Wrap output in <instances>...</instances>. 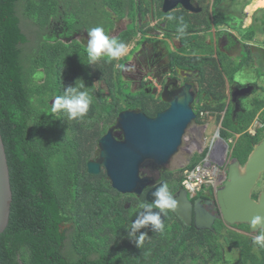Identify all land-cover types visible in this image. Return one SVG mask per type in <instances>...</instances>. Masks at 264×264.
I'll list each match as a JSON object with an SVG mask.
<instances>
[{"label":"trees","instance_id":"1","mask_svg":"<svg viewBox=\"0 0 264 264\" xmlns=\"http://www.w3.org/2000/svg\"><path fill=\"white\" fill-rule=\"evenodd\" d=\"M135 2L140 0H0V131L13 190L9 223L0 234L2 264H191L198 259L201 246L217 244L214 232L210 237H192L186 224L170 215L159 232L142 226L131 236L133 210L124 206L126 195L112 187L105 170L89 174L75 161L69 128L75 129L80 119L51 112V99L63 90L60 73L71 76L75 86L86 77L80 63L72 64L75 48L67 49L71 54L61 52L46 39L53 21L66 13L85 20L91 28L105 27L107 33L103 19L109 20L113 12L122 15L125 10L121 5ZM220 18L216 15L218 21ZM244 56L228 70L229 80L233 81L237 70L250 60V54ZM215 69L221 80L217 91L223 109L225 95L220 87L225 79L217 64ZM37 71L44 75L34 81ZM84 89L90 95V88ZM100 99L92 98L87 116L101 115L97 110L103 109ZM114 107L121 110L124 106L117 103ZM203 109L205 106L199 107V111ZM261 109L264 123L262 98L255 97L250 106H243L237 119H232L229 108L228 124L235 132L245 131ZM262 131L264 126L255 135L246 132L237 141L236 151L246 155L261 141ZM204 157L195 155L188 165L194 166ZM140 234L146 236L138 247ZM249 258L253 264H264V249L261 254L247 252L243 263Z\"/></svg>","mask_w":264,"mask_h":264},{"label":"flooded vegetation","instance_id":"2","mask_svg":"<svg viewBox=\"0 0 264 264\" xmlns=\"http://www.w3.org/2000/svg\"><path fill=\"white\" fill-rule=\"evenodd\" d=\"M163 1L164 0H149V2H139V4H136L137 13L132 12L128 8L130 3H126L121 5L122 9L125 10L122 15L113 12L111 18L109 17L110 21L103 19L107 34L112 38H117V40L121 39V41L125 38L123 43L127 46L126 53L118 59L117 65H115V60L105 58L108 60L105 64L109 67H105L103 70H100V61L92 63L86 61V59L88 60L86 52L87 40L89 38L88 30L91 29V26H88L85 20L82 21L80 18H70L62 15L64 18L54 20L45 35L47 40L54 43L57 48L62 49L61 52H68L70 54L71 52L67 49H73L74 47L72 44L77 41L78 43L75 47L74 55L71 54L72 60H74L72 64H74L75 61L80 63L85 71L87 82L91 88L90 96L92 98H102L107 95L108 104L111 103L113 107L114 104L117 103L124 106L121 110H117L114 107V116L109 113L104 114L107 119L104 122L106 125H101L103 119L97 120L87 116L85 120H80L79 123L81 124H78L75 129L69 128L70 133L73 134V144L70 148L74 152L75 161H79L81 170L87 171V164L90 160H100V139L109 131H111V135L115 140L124 139V132L121 127L118 126L120 112L124 110H133L135 112H142L149 117H155L159 112L165 110L169 106V100L180 90V87L186 83H191L193 85L192 89L196 94L194 108L197 103H199V107L205 106L204 116L201 117L199 113H197V118L187 128L182 145L179 149L184 154L190 155V158L184 162L182 160L181 162H175L173 157L170 162L165 165H147L143 167L141 169V175L148 176L149 179L148 185L141 195L123 193L126 195L124 199L125 208H132L133 212H137V214L133 215L131 218L132 222L143 208L140 206L141 203L153 204V207H155L154 203L146 201V192L148 189L163 182L168 186V190L173 196L177 190L183 187L180 169L186 164H189L193 156L205 154L203 159L209 157L211 162H216L217 159L216 152L211 151L210 144L207 143L206 132L208 127L205 120L214 117L215 113L219 112V110L217 111L213 107L214 104L211 103V100L216 99V96H218L217 90L221 84V80L216 76L215 64L218 63H216V60L214 61L213 57L209 56L210 59L205 57L206 55H198V53H195L193 50V45L195 44H187L184 43L183 40L187 38H191V40H204L205 34L209 32L206 26L208 24H213V22L216 26V32L213 34L214 40L219 39L223 42L224 39H232L234 36L232 35V31L229 29L219 30V26L228 25L230 27L237 21L229 17L223 18L222 14L219 15L220 12L229 13L232 11L235 18L238 17L241 23L248 20L246 4L243 3L242 0L232 2L230 7L221 0L213 4L205 3V0H200V2L196 4L200 8L196 11L186 9L181 4L176 5L168 11H164ZM193 1L197 2L196 0ZM104 8H106L107 11L110 10L109 7ZM254 13L255 14L251 16V23H253L255 15H261L258 9H255ZM216 15L221 16L219 21L216 19ZM169 16L174 17V19H167ZM180 17H183V23L187 25L183 35L178 32ZM110 22H112V26H110ZM207 38L208 37H206V39ZM61 42H65L66 46L62 47ZM191 42L189 39V43ZM78 47L82 48L83 58L81 60L79 59ZM219 47V44L214 47L212 45V49L215 51L219 50ZM225 55L229 61L234 57L231 52ZM125 57L127 59L122 61L121 59ZM207 66L210 67L207 68ZM84 68L89 70L86 71ZM210 70L212 74L208 82L214 88L215 94L209 96L208 98L211 99L208 100L205 98V88L209 83L204 80V78L206 77L207 79L206 71L210 72ZM40 71H42V68ZM117 76H119L121 80L127 81L126 85L130 92L144 91L145 94L141 96L140 100L137 97H135V100L125 99L126 95L123 96V94H119L118 96L116 92L113 94L111 88H113L114 80ZM212 76H214V78L211 80ZM235 83L234 80H230L229 82V87L232 88V90L233 88L236 89L237 84ZM238 92L241 91L239 90ZM239 96H235V101H233L231 94L230 99L227 101L226 110H223L224 117L229 114L230 110L228 109L231 108L232 119H237L238 115L236 117L233 116L236 99L238 98L241 107L238 112L239 114L243 110L242 100L248 97L246 96L241 99ZM121 101L125 103L122 104ZM98 108L99 107H97V109ZM100 108V112H102L103 109L101 106ZM101 115L103 116V114ZM263 126L264 125H260V127ZM246 130L240 132L239 138H242L245 136L246 132H249V127ZM257 131L258 129L255 133H257ZM232 133L236 132L232 130ZM262 139H264V137H262ZM236 144L237 142L235 143L234 140L229 159L223 162L220 159V161H217L218 165L210 183L204 184L201 189L194 194L187 192V197L190 203H192V207H195L196 200L200 199L199 204L202 210L213 216L214 220L211 225L214 230L209 228L199 229L195 226V208H193L192 221L189 224L186 223L174 209H166L163 211L166 214V220L168 215L176 220L181 219L183 223L186 224L187 231L192 237H201V235H203V237H210V232L216 234L217 244H213V248L207 244L198 249L197 254L199 255V259H203V261L210 259L219 264H244V254L247 252L248 254H261V248L253 244V237L259 234L258 230L253 231L248 223H228L222 216L217 198L218 190L224 186L228 178L227 170L231 160L237 158L242 168H244L252 152L253 147L245 156L242 151H236ZM254 145L255 144H253V146ZM103 170H105V168L101 165V171ZM261 192H264V172L258 177L252 189L251 196L255 200H258ZM217 249H219L220 252H218ZM246 264H253V262L249 258Z\"/></svg>","mask_w":264,"mask_h":264},{"label":"water","instance_id":"3","mask_svg":"<svg viewBox=\"0 0 264 264\" xmlns=\"http://www.w3.org/2000/svg\"><path fill=\"white\" fill-rule=\"evenodd\" d=\"M186 9L196 11L198 7L192 0H164L163 10L168 11L178 4ZM191 83H186L169 100V106L159 112L155 117H149L142 112L124 110L119 114L118 126L124 132L123 140H115L109 131L100 139V160H90L87 172L98 174L101 165L104 166L107 177L114 189L121 193H134L141 195L148 185V176L141 175V169L147 165H165L179 152L187 128L197 118L194 108L195 91ZM253 84L236 85L231 90L233 101L235 96H244L253 89ZM241 92H238V91ZM238 98L235 102L233 116L240 110ZM217 129L216 134L219 133ZM228 178L224 186L218 190L217 198L223 218L230 224L248 223L255 215L264 216V192L258 200L252 196V189L258 177L264 172V139L253 146L248 160L242 168L237 158L231 160L228 166ZM163 182L153 186L146 192V201L155 203L157 197L154 193L163 186ZM188 190L180 188L173 194L177 201L175 211L186 222L191 223L193 208H195L194 224L197 228H209L213 216L202 210L200 199L196 200L195 207L187 197ZM13 190L11 185L10 167L5 143L0 131V234L5 230L11 215ZM158 214L164 224L166 214L159 208L143 207L140 214L133 220L142 217V214ZM145 227L157 233L149 222ZM252 228V227H251ZM256 231L257 228H252ZM0 264L2 262L0 261Z\"/></svg>","mask_w":264,"mask_h":264},{"label":"clouds","instance_id":"4","mask_svg":"<svg viewBox=\"0 0 264 264\" xmlns=\"http://www.w3.org/2000/svg\"><path fill=\"white\" fill-rule=\"evenodd\" d=\"M193 2L194 4H197L200 1L198 0L197 2L195 1ZM64 15L66 16V13ZM167 19L172 20L174 19V17L169 16ZM179 20H180V25L178 27V32L181 35H183L184 30L187 27V25L183 23V17H180ZM88 37L89 38L87 40V47H86L88 63L100 61L103 57H107L111 60H116V59H119L121 56H123L127 51L126 44L118 41L115 38L110 37L105 32V29L102 26H95V27H92L90 30H88ZM67 67L69 68L70 66H67ZM128 70H131V69H128ZM43 75H44L43 72L37 71L33 74L32 79L34 81L40 80L41 78H43ZM60 76L62 78V82H60V85H63L62 88L64 92L62 95H58L54 97V101L53 103H51V112L52 113H57L60 111L65 112L67 113V116L69 119L83 118L87 114L89 106L92 103L91 96L84 89V88H90V86L88 87V82L86 83V86L83 84L82 81L81 83L75 86L74 85L75 81L71 78V76H67L64 73H60ZM95 98L100 99V97H95ZM200 111H204V109ZM200 111L199 109L196 110V112L199 113V115H200ZM217 129L220 130L221 127L220 128L218 127ZM218 136L221 138V141L228 142L227 140L221 137V134H219ZM187 166L189 165L186 164L182 168L184 169ZM182 174H183V171H182ZM183 188L185 187L183 186ZM154 195L157 197L154 203V206L156 208H159L161 211H164L166 209H175L177 201L173 198V196L169 192L168 186L166 184H163V186L160 187L157 190V192L154 193ZM140 206L150 209L153 207V204L141 203ZM149 222L154 226L155 229H163V224L161 223V220L158 214H151V213L142 214L141 218H138L136 221H134L131 224L132 231L130 232V235L135 236L136 231L142 226H146ZM250 223H251V227L257 228L258 233H259L253 237V244L258 245L260 248L264 249V216L255 215L251 219ZM145 236L146 234H140L138 236L137 241H136L138 247H140L143 244Z\"/></svg>","mask_w":264,"mask_h":264},{"label":"crops","instance_id":"5","mask_svg":"<svg viewBox=\"0 0 264 264\" xmlns=\"http://www.w3.org/2000/svg\"><path fill=\"white\" fill-rule=\"evenodd\" d=\"M210 1L211 2H207V3L213 4L216 0H210ZM262 1H264V0H262ZM262 3L263 4H260V2L259 1L257 2L256 0H247V3H245V4H246V13L248 15V20H246L245 22L241 23V26L235 25L234 26L235 28L233 27V24L230 26V28H231L230 31H232V33H233L232 35H234L232 37V39H230V38L224 39L223 42H221V40H219V39L213 40L212 37L209 36L207 39L205 38L203 40L206 44H209L210 46L213 45V47L216 46V45H218V44L220 45L219 50H217V51H215L214 49L212 50L209 47H207L206 50L204 48V51H199V55H209V56H212L216 60V63H218L217 66H219V67H220V64H219L220 63L219 62L220 59H218V53L219 52H222L223 54H227L228 52L229 53L231 52V54L233 56H236L237 54H239L238 56L240 57V59L237 60V61H235V58H232L233 62H232V60L229 61L227 59V57L224 59L226 67H224L225 69H222V75H223V77L225 79V85H224L223 88L220 87V90L225 95V97L223 98V100L225 101V105H224V108L223 109H221L219 107V105L221 104L220 103L221 100L219 99L218 96H216V99L211 100V103L214 104L213 107L217 111L219 110V112H216L215 113V115H214L215 117L216 116H220L221 117V115L224 114V111L226 110V106H227V103H228L227 101L231 97V90H232V88L229 87L230 80H229V73H227V72H228V70H232L231 67L235 66L236 65L235 63L236 62L237 63L240 62L245 57L244 55H249V54L251 55L250 60H247L245 62V65H243L240 69H238L237 72L234 74V77H235L234 82H236L235 84H237L239 86L241 84L242 85H245L247 83L244 84L243 82L242 83L241 82H238L237 81V78H236V75L238 73L243 74L241 70L244 71V68L250 66L251 63H253V67L254 68H257L258 69V67H260L263 70V72H264V51L260 47V41L261 40L264 41V34L259 37V32H264V2H262ZM251 7H253V8L250 9ZM255 9H258V11H259V13H261V15H255L254 21H253V23H251V16H252V14H255L254 13L255 12ZM206 27H208L209 33L210 32H212V33L213 32L214 33L216 32V26L214 25V23L211 24L210 26L207 25ZM205 29H207V28H205ZM223 30H226V29H223ZM235 31L243 32L244 35H245V37L242 38V37L237 36V34H236ZM220 42H221V44H220ZM246 45H248L249 48H247ZM263 49H264V45H263ZM260 50H261V53H260ZM243 53H244V55H243ZM208 67H210V66H207V68ZM217 73H219V71L218 72L216 71V76H218ZM211 74H212L211 70H210V72L209 71H206L207 79L205 77L204 80H206L208 82ZM213 78H214V76H212L211 79H213ZM251 83L254 85L252 91L250 93L244 95V96H239L241 99L244 98V97H246V96H248V98H250L252 95H255L256 93H259L260 91L261 92L264 91V85H262V84L260 85L258 83V81H255V82L253 81ZM213 94H215V92L212 91V87H211V85L209 83L206 86V88H205V95H206L205 98L208 99V100H210L211 98L209 99L208 97L211 96V95H213ZM258 98L264 99V96H259ZM248 101L245 102V101L242 100V105L243 106H248V105L250 106V104H252V101H249V102ZM262 110L263 109H261L258 112V114L256 115V117L253 120L252 124L249 126V130L252 127H257L258 124L264 125L263 121L260 118V112ZM218 127L219 128L220 127L222 128V125L219 124ZM257 129L258 130H261V127L258 126ZM225 131H227L229 133H232V129L231 128L228 129V127L225 128ZM262 132H264V131H262ZM239 134H240V132H236L235 138H230L232 140L231 143H234V140H235V143H236L240 139L239 138V136H240ZM217 151H218V148H217ZM229 152H230V150H229ZM219 159L223 162L224 160L229 159V157L228 158H223V159L219 158Z\"/></svg>","mask_w":264,"mask_h":264},{"label":"rangeland","instance_id":"6","mask_svg":"<svg viewBox=\"0 0 264 264\" xmlns=\"http://www.w3.org/2000/svg\"><path fill=\"white\" fill-rule=\"evenodd\" d=\"M149 2V0H140V3L141 2ZM198 1V0H197ZM200 1V0H199ZM222 2H225L229 7L231 6L230 4H232V2H237L238 0H221ZM257 2L259 1L260 2V4H263L262 2H264V1H262V0H256ZM207 2H211L210 0H205V3H207ZM216 2V1H215ZM242 2L243 3H245V2H247V0H242ZM134 5H130V8H129V6H128V8L132 11V12H134V13H137L138 12V10H137V5L136 4H139V3H133ZM144 4V3H143ZM142 4V5H143ZM149 7L151 8V6H150V4H149ZM250 7V6H249ZM254 7V6H253ZM253 7H251L250 9H252ZM220 14H222L223 15V18H227V17H229L230 19H235L237 22H234L233 23V27L235 26V25H239V26H241V21L238 19V17L237 18H235V16H234V13L232 12V11H230L229 13H225V12H220L219 13V15ZM220 17V16H219ZM214 23V22H213ZM179 24H180V22H179ZM214 25H215V23H214ZM235 28V27H234ZM223 29H231L228 25H226V26H223V25H220L219 26V30H223ZM236 32V34H237V36H239V37H245V35H244V33L243 32H238V31H235ZM34 33V31H30V35H32L31 37H33L35 34H33ZM213 34H214V32L212 33V32H208V33H206L205 34V38L206 37H209V36H211L212 35V39L214 40V37H213ZM264 34V32H259V37L260 36H262ZM196 37V36H195ZM263 38V37H262ZM115 39H117V38H115ZM189 39H190V42L191 43H189ZM187 38V39H184L183 41H184V43H187V44H195V45H193V50L195 51V53H197V49H199V51H204V48H205V50H206V48L207 47H209V48H211L212 49V46H210V45H208V44H206L204 41H203V39H200V40H191V38ZM193 39V38H192ZM34 41L36 40V38H34L33 39ZM118 41H120V42H123V41H125V38H123L122 39V41H121V39H118ZM194 42V43H193ZM77 41H75L72 45H73V47L75 48L76 47V45H77ZM263 45H264V41L263 40H261L260 41V47H261V49L264 51V49H263ZM78 48H80V47H78ZM192 48V47H191ZM213 50V49H212ZM260 53H261V50H260ZM195 56H197L196 54H194ZM198 55H199V52H198ZM217 55V54H216ZM239 54H237L236 56H234L233 58H235V61H237V60H239L240 59V57L238 56ZM243 55H244V53H243ZM242 55V56H243ZM199 57V56H198ZM108 59L107 57H104V58H102L101 60H100V70H103L105 67H109L107 64H105V62L106 61H108V60H106V59ZM226 58V55L225 54H223L222 52H219L218 53V59H220V67L219 66H217V68H219V70H221L222 71V69H225L224 67H226V65H225V61H224V59ZM120 59V58H119ZM127 58L125 57V58H123V59H121L122 61L124 60H126ZM217 59V58H216ZM121 60H120V64H121ZM116 61V63H115V65H117L118 64V59H116L115 60ZM218 61V60H217ZM235 64H239V63H235ZM86 71H88L89 69H87V68H84ZM39 70H41V69H39ZM242 71V73L243 74H241V73H238L237 75H236V78H237V81L238 82H243L244 84L245 83H247V84H252L251 82H255V81H258V83L261 85H264V72H263V70L260 68V67H258V69L257 68H254L253 67V63H251L250 64V66H248V67H245L244 68V71L243 70H241ZM217 77L219 78V74L217 73ZM212 80V79H211ZM87 82V78H84V80H83V84L84 83H86ZM127 84V81L126 80H121L120 79V77L119 76H117V77H115V80H114V84H113V88H111V91H112V93L114 94L115 92L116 93H118L117 95L119 96V94H123V96H125L126 95V97H125V99H130V100H135V97H137L139 100L141 99V96L142 95H144L145 94V92L144 91H140V92H136V91H129L128 90V86L126 85ZM72 87V86H71ZM63 92H64V90H62V92L60 93L59 92V94H56V96H58V95H62L63 94ZM259 96H264V91H260L259 93H256L255 95H252L250 98H245L243 101H245V102H247L248 100L249 101H252L253 100V98H255V97H259ZM124 98V97H123ZM54 101V97H53V99L51 100V102H53ZM248 101V102H249ZM102 102H103V110H102V112H100L101 111V108L99 107L97 110L99 111V113H101V114H103V116L101 115V116H96V117H94V119H97V120H99V119H103L102 120V122H101V125H106L104 122L107 120L106 119V116L104 115V114H107L108 113V111H111L112 113H113V116H114V113H115V109H114V107L111 105V103H109L108 104V97H107V95H105L104 97H102ZM121 103L123 104V103H125L124 101H121ZM195 108H196V110H198L199 109V103H197L196 104V106H195ZM62 112V111H61ZM202 117V116H201ZM87 118V115H85L83 118H81L80 120H85ZM261 118V117H260ZM230 119V115L229 114H227L225 117H224V114L223 115H221V117L220 116H214V117H212V118H208V120H205V122L207 123V127H208V129H207V132H206V136H207V143L208 144H211L213 141H211L212 140V138H213V136H214V134L216 133V131H217V128H218V125L219 124H221L222 125V128L220 129V134H221V137L223 138V139H225V140H229L230 138H235V134L236 133H229L228 132V134L227 135H225V132H224V128H226V127H228V129H230L231 127L229 126L230 124H228V120ZM231 122V121H230ZM261 124H258L257 125V127L258 126H260ZM224 126V127H223ZM257 127H252L250 130H248L252 135H255L254 133L256 132V130H257ZM247 131V130H246ZM260 137L262 138V137H264V132H262L261 134H260ZM229 150L231 151L232 149H233V143H229ZM216 153H217V149H216V151H215ZM230 152L228 151V154L226 155V158H228L229 156H230ZM246 156V155H245ZM194 157V156H193ZM190 158V155H187V154H184L182 151H180L179 150V152L178 153H176L175 155H174V161L175 162H177V161H179V162H181V160L184 162V161H187L188 159ZM191 161H193V159L191 160ZM190 161V162H191ZM178 162V163H179ZM218 165V164H217ZM217 168V167H216ZM182 171H180V173H181ZM182 174V173H181ZM128 199V198H127ZM94 208L92 207V210H93ZM135 214H137V212H133L132 211V216L133 215H135ZM205 247V246H204ZM197 253H198V251H197ZM207 259H209V258H207ZM213 260H207V261H203V259L201 260V259H199V257H198V259L197 260H193L192 262H191V264H219V263H216V262H212Z\"/></svg>","mask_w":264,"mask_h":264},{"label":"built area","instance_id":"7","mask_svg":"<svg viewBox=\"0 0 264 264\" xmlns=\"http://www.w3.org/2000/svg\"><path fill=\"white\" fill-rule=\"evenodd\" d=\"M204 111H200V115L204 116ZM215 134L210 144L211 151H217V159L215 161H210L209 157L199 161L194 166H187L183 169V179L182 185L191 193L194 194L201 189L204 184L210 183L213 179V173L217 167V161L219 158H226L229 151V143L231 139L226 141H221V138Z\"/></svg>","mask_w":264,"mask_h":264}]
</instances>
